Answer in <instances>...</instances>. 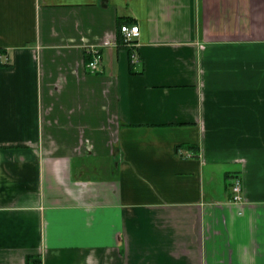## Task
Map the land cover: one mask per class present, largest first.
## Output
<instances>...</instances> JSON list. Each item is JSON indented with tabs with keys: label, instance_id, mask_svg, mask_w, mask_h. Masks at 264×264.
Segmentation results:
<instances>
[{
	"label": "crops",
	"instance_id": "1",
	"mask_svg": "<svg viewBox=\"0 0 264 264\" xmlns=\"http://www.w3.org/2000/svg\"><path fill=\"white\" fill-rule=\"evenodd\" d=\"M0 51V264H264V0H0Z\"/></svg>",
	"mask_w": 264,
	"mask_h": 264
},
{
	"label": "built area",
	"instance_id": "2",
	"mask_svg": "<svg viewBox=\"0 0 264 264\" xmlns=\"http://www.w3.org/2000/svg\"><path fill=\"white\" fill-rule=\"evenodd\" d=\"M120 32L123 38V44L125 47L131 48V63H135L138 61L137 54L134 51V48L136 47L135 39L139 35V26L136 24L127 25L122 24L120 25ZM90 58L86 63L87 68L94 72L99 68V65L102 61V54L101 51L98 48H90L89 50ZM241 180L238 177H235L232 180L231 183V192H232V200L235 202H238L242 199L241 196Z\"/></svg>",
	"mask_w": 264,
	"mask_h": 264
},
{
	"label": "trees",
	"instance_id": "3",
	"mask_svg": "<svg viewBox=\"0 0 264 264\" xmlns=\"http://www.w3.org/2000/svg\"><path fill=\"white\" fill-rule=\"evenodd\" d=\"M0 53H2L1 51H0ZM0 65H1V63H0ZM28 260V259H27Z\"/></svg>",
	"mask_w": 264,
	"mask_h": 264
}]
</instances>
